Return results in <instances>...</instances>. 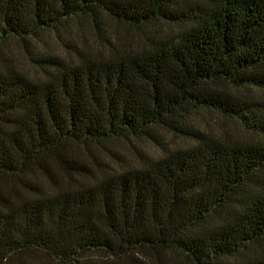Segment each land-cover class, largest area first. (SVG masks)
Instances as JSON below:
<instances>
[{
    "label": "trees",
    "instance_id": "obj_1",
    "mask_svg": "<svg viewBox=\"0 0 264 264\" xmlns=\"http://www.w3.org/2000/svg\"><path fill=\"white\" fill-rule=\"evenodd\" d=\"M253 93L264 0H0V264H264Z\"/></svg>",
    "mask_w": 264,
    "mask_h": 264
},
{
    "label": "rangeland",
    "instance_id": "obj_2",
    "mask_svg": "<svg viewBox=\"0 0 264 264\" xmlns=\"http://www.w3.org/2000/svg\"><path fill=\"white\" fill-rule=\"evenodd\" d=\"M117 29L120 31L121 34H123L122 32H125L123 29H120V28H117ZM77 34H79L80 43L81 45L83 44L82 46L87 47L89 50L99 47V44L96 42V40H94V38L90 35V33L85 28H81V30L77 29ZM132 35H135V34H132ZM15 56L17 60L19 61V66L21 67V69L22 68L23 70L25 69L26 70L25 72L29 76H32L31 68L24 65L23 59L19 55L16 54ZM253 95H255V93H253ZM255 97L260 98L261 100L264 101L263 95L260 96L257 94L255 95ZM200 120L204 122L203 128H205L211 134L217 135V134L225 133L234 139L247 138V135L241 130V128L233 123L226 122L223 120H216L214 117L205 115V113H202V119ZM200 120H198V122H200ZM131 144L136 149L139 148L137 142L135 143L132 142ZM132 145H128L127 142H123L118 145L117 143H115L114 148L120 153L121 155L120 159L124 160V162H130L132 160V153L134 152V150H132V147H133ZM139 150L142 151V154L144 155L145 154H149V155L157 154L156 150L150 147H146V146L140 148ZM133 158L135 157L133 156ZM37 262L46 263L47 260L43 257H38Z\"/></svg>",
    "mask_w": 264,
    "mask_h": 264
}]
</instances>
